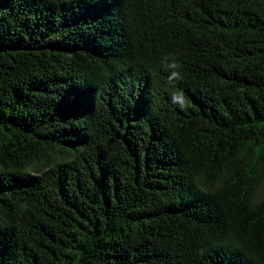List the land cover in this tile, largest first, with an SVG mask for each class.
Listing matches in <instances>:
<instances>
[{"label": "trees", "instance_id": "trees-1", "mask_svg": "<svg viewBox=\"0 0 264 264\" xmlns=\"http://www.w3.org/2000/svg\"><path fill=\"white\" fill-rule=\"evenodd\" d=\"M0 264H264V0H0Z\"/></svg>", "mask_w": 264, "mask_h": 264}, {"label": "clouds", "instance_id": "clouds-1", "mask_svg": "<svg viewBox=\"0 0 264 264\" xmlns=\"http://www.w3.org/2000/svg\"><path fill=\"white\" fill-rule=\"evenodd\" d=\"M162 66L164 70L169 73L167 77V83L170 86L175 87L176 82L183 79L181 63L174 57L166 55L162 60ZM170 98L171 102L181 109L187 110L189 107L190 102L182 90L172 92Z\"/></svg>", "mask_w": 264, "mask_h": 264}]
</instances>
